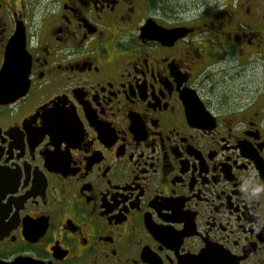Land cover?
Returning <instances> with one entry per match:
<instances>
[{
  "label": "flooded vegetation",
  "instance_id": "obj_1",
  "mask_svg": "<svg viewBox=\"0 0 264 264\" xmlns=\"http://www.w3.org/2000/svg\"><path fill=\"white\" fill-rule=\"evenodd\" d=\"M0 263L264 264V0H0Z\"/></svg>",
  "mask_w": 264,
  "mask_h": 264
},
{
  "label": "water",
  "instance_id": "obj_2",
  "mask_svg": "<svg viewBox=\"0 0 264 264\" xmlns=\"http://www.w3.org/2000/svg\"><path fill=\"white\" fill-rule=\"evenodd\" d=\"M0 264H2V263H0ZM21 264V263H20ZM37 264V263H36Z\"/></svg>",
  "mask_w": 264,
  "mask_h": 264
}]
</instances>
